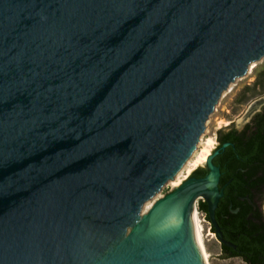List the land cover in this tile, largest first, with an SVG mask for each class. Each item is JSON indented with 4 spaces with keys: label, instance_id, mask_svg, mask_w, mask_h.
<instances>
[{
    "label": "water",
    "instance_id": "water-1",
    "mask_svg": "<svg viewBox=\"0 0 264 264\" xmlns=\"http://www.w3.org/2000/svg\"><path fill=\"white\" fill-rule=\"evenodd\" d=\"M263 60L264 0H0V264H208L199 200L232 247L227 143L170 190Z\"/></svg>",
    "mask_w": 264,
    "mask_h": 264
},
{
    "label": "trees",
    "instance_id": "trees-1",
    "mask_svg": "<svg viewBox=\"0 0 264 264\" xmlns=\"http://www.w3.org/2000/svg\"><path fill=\"white\" fill-rule=\"evenodd\" d=\"M263 117L264 109L240 130L232 125L218 130L215 149L224 143L228 146L212 161L219 168L218 189L222 191L214 220L222 239L232 245L219 244L220 256L239 258L245 264H264V212L255 207V200H264ZM205 174L197 168L189 177ZM197 211L209 221L204 202H197Z\"/></svg>",
    "mask_w": 264,
    "mask_h": 264
},
{
    "label": "rangeland",
    "instance_id": "rangeland-1",
    "mask_svg": "<svg viewBox=\"0 0 264 264\" xmlns=\"http://www.w3.org/2000/svg\"><path fill=\"white\" fill-rule=\"evenodd\" d=\"M262 104H264V60L261 61L225 98L207 137V139H213L215 142L210 154L216 148L215 137L218 130H224L231 125L236 130H240L251 116L260 109ZM197 168L205 170L204 165L196 168H193L191 165L178 182L181 184ZM178 186H174L170 192ZM197 212L205 236L204 245L207 249L208 264H245L239 258H222V256H220L219 242L210 229V223L205 219L202 213L199 211Z\"/></svg>",
    "mask_w": 264,
    "mask_h": 264
},
{
    "label": "bare ground",
    "instance_id": "bare-ground-1",
    "mask_svg": "<svg viewBox=\"0 0 264 264\" xmlns=\"http://www.w3.org/2000/svg\"><path fill=\"white\" fill-rule=\"evenodd\" d=\"M214 140L213 139H207L205 144H204V147L203 149L201 150L198 158L194 161V163L192 164L193 168L195 167H198V166H203L205 165L206 163H208V158L210 156V151L212 150V148L214 147ZM192 170V169H190ZM210 176V175H209ZM209 176H208V179H209ZM180 184V182L176 183L175 186H178ZM167 202H162L160 203L158 206H156V208L152 211L151 214H153L155 211H157L160 207H162L164 204H166ZM150 214V215H151ZM196 233L197 235L199 236L200 240L202 241V243L204 244V234H203V229H202V226H201V223H200V220H199V217H198V212L196 210ZM205 246V245H204ZM208 257V255H207Z\"/></svg>",
    "mask_w": 264,
    "mask_h": 264
},
{
    "label": "flooded vegetation",
    "instance_id": "flooded-vegetation-1",
    "mask_svg": "<svg viewBox=\"0 0 264 264\" xmlns=\"http://www.w3.org/2000/svg\"><path fill=\"white\" fill-rule=\"evenodd\" d=\"M264 109V104H262L260 106V109L258 111H256L252 116L251 118L248 120V122H250L258 113H260L262 110ZM264 120V117L262 118ZM247 122V123H248ZM215 140H216V147L218 146V140H217V137H215ZM214 160V158L212 159V161ZM194 178H197V177H194ZM262 197H264V194L262 195ZM255 207L258 208L260 211L264 212V200H260V201H257L255 200ZM209 222V221H208ZM210 223V222H209ZM211 225V224H210ZM212 227V225H211ZM211 229V228H210ZM214 230V229H213ZM220 244V243H219Z\"/></svg>",
    "mask_w": 264,
    "mask_h": 264
}]
</instances>
